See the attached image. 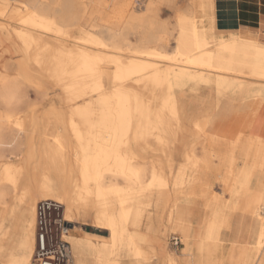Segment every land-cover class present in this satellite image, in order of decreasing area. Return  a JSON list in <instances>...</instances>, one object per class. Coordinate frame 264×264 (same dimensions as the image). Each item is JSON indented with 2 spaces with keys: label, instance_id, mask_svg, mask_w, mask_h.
<instances>
[{
  "label": "bare ground",
  "instance_id": "bare-ground-1",
  "mask_svg": "<svg viewBox=\"0 0 264 264\" xmlns=\"http://www.w3.org/2000/svg\"><path fill=\"white\" fill-rule=\"evenodd\" d=\"M71 2L0 0V45L22 58L16 77L0 71V106L20 104V79L29 83L34 74L42 91L60 92L63 105L44 115L20 165L4 160L21 140L5 142L2 132L14 125L23 135L37 119L0 112V264H32L42 200L62 203L70 223L82 215L108 231L109 247L71 229L78 264H264V138L238 132L226 139L212 130L226 102L264 100V43L241 31L205 46L190 0L176 17L169 53L168 40L150 31L156 23L131 13L132 0L113 6L126 27L103 20L99 32L81 25L86 11ZM14 7L20 28L3 21ZM135 26L136 47L127 37ZM107 173L128 190L108 183ZM176 217L183 218L180 255L166 249L163 226Z\"/></svg>",
  "mask_w": 264,
  "mask_h": 264
},
{
  "label": "rangeland",
  "instance_id": "rangeland-1",
  "mask_svg": "<svg viewBox=\"0 0 264 264\" xmlns=\"http://www.w3.org/2000/svg\"><path fill=\"white\" fill-rule=\"evenodd\" d=\"M115 1L116 0H72L74 6H76V8H74V9L75 10L77 9L79 11V14H83L82 11H86L83 14V17L81 16V19H82L81 25L85 26V27H89V28L91 25H96L97 27L94 29L95 32L97 31V28H99L98 32L102 28L103 20H104V22L106 21V23L110 26H111L112 22H113L112 26L118 25V26H121V28H124L127 26V25H125V23H121V25L119 23H117V22H119L118 21L119 13L117 10L114 11L116 9L115 8L116 7ZM132 1L133 2H131V3H133V4H132V8H131V13H133L137 17H145L147 20H153L154 24L155 23L157 24V27H156V24L153 25L152 26L153 28L150 31L154 32V33L156 32L157 35L165 37V39L169 41V42L167 41V43H166L167 52H169V53L174 52L175 46L177 44L176 38L178 37V33H179V31L177 29L178 28L177 23H176L177 18L180 14H183L184 12L189 10L190 0H132ZM259 3L262 5H259V8H257V9H260L259 11L262 13V15L261 16H254V18H255V21L257 18H258V20L260 18H262V20H263L262 22L264 23V0H259L258 4ZM103 4L105 5V7ZM217 4L219 5V8L221 10L220 12H221V18L222 19L225 18L224 17L225 13L230 12V11L225 12L224 11L225 8H228L229 10L232 9V13H239V8H241V7L246 9L248 6V8L254 7V9H256L255 6L251 5V4L255 5L254 0H217ZM98 5H100V6H98ZM13 6H15V4ZM113 6H115L114 10H113ZM161 6H163V7H161ZM99 7H101V8H99ZM235 9L237 12H235ZM96 11H97V13H96ZM16 12L17 11H16L15 7L10 9V11L7 13L6 17L3 18V21L6 24H9L15 28H20L21 25L17 22ZM114 12L115 13L117 12V13L115 14ZM99 13L102 15H100ZM114 14L116 15V17ZM116 19H117V21H116ZM95 20H97V21H95ZM98 22L100 24H98ZM257 22H259V21H257ZM159 27H160V29H157ZM134 28H136V29L127 32V34H128L127 37H128L129 42H131L130 44H132L134 47H136V46H139L140 35L137 32L138 31L137 27L135 26ZM238 28L239 27L236 26V27H233L232 29L235 30ZM250 28H252V30H255V29H253V28H255V26H251ZM248 33H251V31H248ZM251 34L256 35L257 40L264 43V31H262V32L256 31L255 33L252 32ZM79 35H80V32L78 30H75L73 33V36H79ZM4 51H5V48L2 45H0V71L7 73V75H10L11 77H16L18 75V73H22L18 68L19 63L22 60V58L17 56V55L5 54ZM29 80H31V82L28 83L27 80H25V79L21 80L20 79V87H22V88H20L21 89L20 92L22 94L19 93V100H18L19 103L21 101L20 104H17L18 103L17 102L11 108H7L4 105L0 106V112L3 113L4 115L7 114L9 111H13L15 113L17 112V114H19L21 116V118L26 119V118H30V116H34L37 119L34 126L32 125L29 127L30 131L28 130L27 132H23V135L21 132L19 133V130L17 128H14V127H16L14 125L7 127V128L4 127V130H3V127L0 128V131L3 130L2 133L5 137V139H4L5 142H10L11 141L10 138H12V136H13L14 139L18 137L17 138L18 141L21 140V141H19L18 144H21V142L23 144V145H19V148L16 151H7L5 153L7 155L6 156L7 158L4 161L5 162L9 161L10 163L17 164V165H20L23 162V160L25 158V154H26L25 153L26 152V144L28 143V141L30 140L32 135H35L34 138H36V139L40 138V135L42 134V128L44 127V125L42 124V122H43L42 120H43L44 115L47 114L48 112H50L53 107H56L59 109H62V107H63V105L61 103L60 92H58V91H49V92L42 91V89H40L38 87V83H41L40 82L41 79H39V77L35 74H34V77L29 79ZM43 84L45 85L46 83L43 82ZM258 107H259V104L252 105L251 110H253V109L256 110ZM260 108L263 109L261 107V105H260ZM244 118H245V116H243L241 119H239V122H241ZM228 125H229L228 129H230L234 125V122L230 121V123H228ZM11 128H14V129H11ZM15 131H16V133H15ZM18 135L20 136V138ZM234 136H235V134L231 135V137H234ZM186 144H188V143L186 142ZM197 153L199 156L203 155L202 147H200V145H198ZM149 158L151 160L152 155H149ZM176 160H177V165H180V163H182L184 161V159L181 156H178L176 158ZM114 179L115 178H114L113 174L107 173V182L108 183H112V182H114V184L118 183L120 187L117 185L116 186L119 189L128 190L127 184L125 183L124 180H122L120 178L116 182V180H114ZM213 185H214L213 186L214 192H216L217 194L222 193L223 189H222V186L219 185V183L217 184V182H216ZM182 219L183 218H181V217L180 218L176 217L175 221H174V225L168 226V227H167V220H164V222H163L164 223L163 226L165 227V229H167L169 231L168 237L166 239V249L169 252H173L174 254H177V255L181 254L180 250H182V247H183L182 246V235H183V233H182V230L178 227L180 220H182ZM200 219H201V217H194L193 218V220H196V223H192V224L197 229H200L203 226V223ZM182 222H183V220L181 221V223ZM92 224H93L92 222H89V225H86V226L74 224V227L83 230L85 233H87V235H89L91 237H98L97 240L93 241L94 243L99 244L100 246H108L109 247L108 242L110 241V236L108 238L98 236V235H108V231L107 232L104 230L100 231L99 229L93 227ZM74 227H72V228H74ZM142 232H144V231H142ZM238 235H247V233L238 234ZM70 236L71 235H69V237ZM149 237H150V240L155 239V236L149 235ZM176 238L181 240V243L178 246L175 245L174 239H176ZM68 240H69V238H68ZM69 242H70V240H69ZM71 245H72V243H71ZM72 248H73V246H72ZM236 249L239 250L240 247L237 245ZM72 251H73L75 264H78L77 259L75 257L74 250L72 249ZM91 259L93 262L97 261V258L95 256H91Z\"/></svg>",
  "mask_w": 264,
  "mask_h": 264
},
{
  "label": "crops",
  "instance_id": "crops-1",
  "mask_svg": "<svg viewBox=\"0 0 264 264\" xmlns=\"http://www.w3.org/2000/svg\"><path fill=\"white\" fill-rule=\"evenodd\" d=\"M254 1L255 5H251L255 6L256 9H254V7L248 8L247 6L246 9L243 7L239 8V13H232V9L229 10L225 8V12H230L225 13V18L222 19L217 0H196V20L203 32L205 46H213L219 37L231 38L234 35H239L241 31H251L254 33L256 31H264L262 18L259 20L257 18L256 21L254 18V16L262 15L259 11L260 9H257L259 5L262 4H258L259 0ZM235 12H237L236 9ZM236 26L239 28L233 30L232 28ZM251 26H255V28H253L255 30H252V28H250ZM231 104L232 103L226 102L216 112L212 125L213 133L225 135L224 137L226 139L233 138L231 135H236L238 132L264 138V100H254L244 105ZM257 104H259V107L256 110H251V106ZM260 105L263 109L260 108ZM243 116H245V118L239 122V119ZM230 121H233L234 125L228 129V123H230ZM89 222H92L91 217L85 219V217L81 215L80 220L75 224L86 226L89 225ZM98 236L108 238L109 233L108 235Z\"/></svg>",
  "mask_w": 264,
  "mask_h": 264
},
{
  "label": "built area",
  "instance_id": "built-area-1",
  "mask_svg": "<svg viewBox=\"0 0 264 264\" xmlns=\"http://www.w3.org/2000/svg\"><path fill=\"white\" fill-rule=\"evenodd\" d=\"M66 207L56 200H42L36 209V247L32 264H75L69 234L74 224L67 221ZM175 245L181 243L174 239Z\"/></svg>",
  "mask_w": 264,
  "mask_h": 264
}]
</instances>
